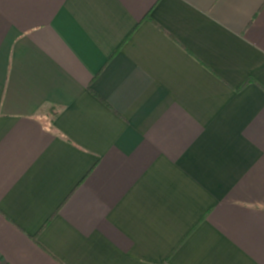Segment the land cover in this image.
<instances>
[{
  "label": "crops",
  "instance_id": "obj_1",
  "mask_svg": "<svg viewBox=\"0 0 264 264\" xmlns=\"http://www.w3.org/2000/svg\"><path fill=\"white\" fill-rule=\"evenodd\" d=\"M0 264H264V0H0Z\"/></svg>",
  "mask_w": 264,
  "mask_h": 264
}]
</instances>
